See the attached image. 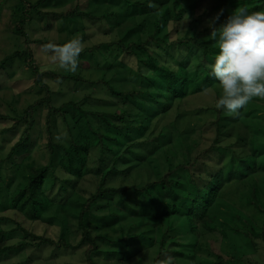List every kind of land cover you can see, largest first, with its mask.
Returning a JSON list of instances; mask_svg holds the SVG:
<instances>
[{
  "label": "trees",
  "instance_id": "16d2710c",
  "mask_svg": "<svg viewBox=\"0 0 264 264\" xmlns=\"http://www.w3.org/2000/svg\"><path fill=\"white\" fill-rule=\"evenodd\" d=\"M119 1L133 10L121 15L97 14L84 10L81 4L64 10L62 0H20L17 5L20 16L15 26L24 45L5 57L0 67L17 56L23 57L34 73L35 84L45 94L21 113L15 109L16 115L0 113V121L12 122L0 128V136L14 134L22 126L19 139L6 155L0 137V260L15 250L49 244L58 249L84 247V264H98V259L129 264L135 258L137 264L149 260L151 264H161L169 259L170 264H261L258 254L261 248L264 250V100L254 101L261 108L255 106L253 111L251 105L246 106L235 117L214 107L220 88L210 75V65L218 48L210 37L208 22L223 9L215 25L219 28L237 7L264 10V0ZM59 2L61 6L55 7ZM149 3L155 7H149ZM115 16L118 24L132 22L127 32L117 39L85 45L75 73L37 63L34 45L66 42L33 39L26 24L35 18L43 23V30H48L54 26L53 19L106 22ZM83 35L76 37L82 44L88 38L85 32ZM96 71L102 75L92 76ZM108 73H113L109 79ZM116 76L131 81L130 87H117L111 82ZM52 84L58 89H53ZM68 84L82 85L91 92L82 99L73 96L56 104L54 98ZM208 88L215 91L214 104L196 108L197 112L208 107L215 111L214 117L203 124L214 133L207 144L192 137V128L186 131L179 126V119L182 124L186 121V116L179 113L174 114L172 124L154 125L157 117L164 119L172 113L176 103L177 107L184 106L189 94ZM98 90L112 98L114 109L95 108L108 102L105 96H95ZM43 105L48 110L50 155L45 165L37 164L28 155L32 133L38 125L36 112ZM56 116L67 131V137L60 135V141L55 140L52 126ZM224 149L231 150L228 159H219L214 165L206 161L210 153ZM159 153L168 163L163 170L154 163L157 160L153 156ZM180 154L182 160L176 161ZM17 156L21 157L19 161ZM21 165L24 168L19 172ZM8 171L12 173L10 177ZM126 179L132 180L123 184ZM116 181L119 183L113 184ZM232 183L234 190L243 186V191L249 192L246 197L252 213L243 212L235 201L225 197L224 189ZM220 205L225 211L216 209ZM56 206L72 210L81 233L79 241L71 242L64 232L56 239L31 229V221L42 220ZM219 212H224L221 219ZM99 213L108 222L104 223ZM102 222L105 227L118 224L119 236L97 231ZM210 235L214 236V246L207 240ZM15 239L14 243L3 244ZM34 260L27 258L13 264H33Z\"/></svg>",
  "mask_w": 264,
  "mask_h": 264
},
{
  "label": "rangeland",
  "instance_id": "374dc122",
  "mask_svg": "<svg viewBox=\"0 0 264 264\" xmlns=\"http://www.w3.org/2000/svg\"><path fill=\"white\" fill-rule=\"evenodd\" d=\"M20 3V0H0V63L1 61L7 57L9 54L13 53L17 49L23 48L24 45V38L18 31H16V20L20 16V11L17 9V5ZM62 8L65 10L67 8L76 6L77 4H81V7L84 10H89L93 13L101 14V13H107V12H115L121 15L123 14H129L130 11L133 10V7L127 5L126 3H123L119 0H62ZM52 4V3H51ZM50 4V5H51ZM61 6V3H55V7ZM54 6V5H53ZM49 7L48 9L54 8ZM116 16L112 19H108L106 22L101 21H91L87 18H78V19H53L54 26L51 29L43 30L41 28V24L36 18L26 24V31L28 35H30L33 39H51L55 41H69L73 38H76L78 36H84L83 32L88 34V38H86V43L83 44V47L85 45L98 42V41H105L108 39H117L121 37L123 34L127 32L128 25H131L132 22L125 23V21L121 23H117ZM130 19V18H129ZM47 21V20H45ZM128 22V20H127ZM124 25V26H123ZM111 32H110V30ZM119 36V37H118ZM34 49L36 51V59L38 60L39 65H47L48 68L51 67H57L58 65H55L56 63H53L51 60V54L50 52L45 48L44 44H37L34 45ZM86 75H90L89 72H85ZM111 73V72H110ZM108 73L107 78L109 79L112 77V74ZM102 75L101 71H96L92 73V76L97 77L98 75ZM127 74L129 72L127 71ZM34 73L33 71L27 66L25 59L21 56H17L16 58H13L9 60L5 67H0V113L2 114H11L16 115L15 110H17V113H21L24 111L28 105L33 103L38 98H41L45 91L44 89H41L38 87L33 79ZM127 79V78H126ZM116 84L119 88H125L127 89L130 87L128 83L131 84V81H127L125 79H119L117 76L115 77L114 81H111ZM219 85V83H217ZM53 89L57 90L58 86L56 84H52ZM68 88H65L64 91L57 95L54 98V102L56 104H60L62 100L69 99L73 96H79L81 99L84 98V95L89 91V88H86L82 85L73 84V85H67ZM100 88V87H98ZM95 96H101L107 99L108 102L101 104L100 102H97V109L100 110H111L113 107L112 98L107 97L104 92H100V90L95 92ZM215 91H213L212 88H208L201 93H195V94H189L188 97L185 99V105L183 106L181 104V107L173 108V114H167L166 118L162 119V121L157 119L154 122V125L157 123L161 126H165L167 124H172L174 117L179 113L181 117H185V120L182 124L181 119H179L178 123L186 130L189 131V129L192 128L193 133L192 137L201 141L204 145L210 141L209 139L212 138L214 135L213 130L209 128L208 126L205 127L204 122L211 119L215 115V111L213 109L205 108L204 110H199L197 112L196 108L197 106L203 105V106H210L214 104V100L216 97L214 96ZM257 98H255L253 101L250 102L247 106L251 105L250 109L255 111L257 107L261 108L259 104H256L254 102ZM95 104V105H96ZM108 105V106H107ZM114 109V108H113ZM131 109V108H130ZM264 110V108H261ZM177 110V112H176ZM47 107L41 106L37 112L36 116L38 119V125L33 130L32 133V139H31V145H30V152L28 155L32 159L36 161L37 164H47L50 159L49 155V149L47 147L48 142V132L46 129V117H47ZM176 112V113H175ZM176 114V115H174ZM241 114V112H240ZM160 121V122H159ZM174 123H176V120H174ZM204 124V125H203ZM12 125V122L9 120L0 121V128L9 127ZM53 128L55 132V140L58 141L57 137L60 138V135L67 137V131L64 127L63 121L60 117H54L53 118ZM183 130V129H182ZM22 131V126L16 130V132L13 133H7L4 135H1V146H2V152L3 154H7L10 151V148L13 146V144L19 139ZM59 133V135H58ZM203 134V136L201 135ZM9 135V139L6 138V136ZM60 141V140H59ZM229 143V142H228ZM237 144V141L235 142ZM225 151H215L210 153L206 161L209 163L211 162L212 165L217 164L219 159H228V156H231V150ZM165 155L162 153H159L156 156L155 159L157 160L154 162L155 164H158L162 170L165 169V167L168 165V163L165 160ZM19 157V156H17ZM15 157V158H17ZM14 158V159H15ZM13 159V162H14ZM21 157L17 158V161H19ZM182 160V154H180V157L177 158L176 161ZM223 160V161H224ZM153 163V164H154ZM23 166L21 165L22 171ZM9 172V171H8ZM27 171H24L26 173ZM8 174V173H7ZM12 175L11 172H9V177ZM136 180V177H134ZM132 179H126L123 180V184L126 182H131ZM140 181V180H136ZM51 182V181H50ZM119 181L113 182V184H118ZM235 189L234 183L229 184L225 187V197H227L230 201H235L236 205L238 206V209H241L245 213H252V210L248 206V199L247 195H249L248 191H243V186L238 187ZM234 191V192H233ZM118 197V196H117ZM246 197V198H245ZM127 202V200H124ZM73 209V208H72ZM216 209H222L224 210V207L217 206ZM225 211V210H224ZM218 212V211H217ZM221 212V211H220ZM219 212L220 219L224 217L223 214ZM104 213V212H103ZM216 213V210H215ZM9 215H14L18 217L14 212H7ZM263 216V215H261ZM19 219H22L20 216ZM99 218L105 223L108 222V218H104L101 213H99ZM75 218L73 216V212L71 209L68 208L67 211L62 210L61 207H54L47 211L42 220L32 222L30 223L31 229L33 232L45 235L49 237H54L58 239L61 234L64 232L65 236L71 241V242H77L80 240L81 233L77 230ZM100 221V220H99ZM102 223H99L98 225L101 226L97 231H101L105 234H109L112 237L119 236L118 232V224H114L110 227H105ZM26 224H29V221L26 222ZM97 225V224H96ZM62 232V233H61ZM214 236L210 235L207 240H209L212 245L214 246V242H212ZM182 239V238H180ZM17 239L12 241H6L3 244H11L16 242ZM216 241V240H215ZM217 243V242H216ZM84 247L73 249V248H61L58 249L56 247H53L49 244H44L42 246L36 247V246H30L26 247L24 249L15 250L11 254L3 255L0 264H13L20 260H25L27 258H35L33 264H54V263H60V264H84L85 259L83 256ZM261 253L258 254L261 264H264V250L261 248ZM55 255H58L57 258H54ZM56 259V260H55ZM98 264H120L116 261H111V263H107L105 261H102L98 259ZM128 264V263H127ZM129 264H137V258L132 260ZM144 264H151V260L144 262Z\"/></svg>",
  "mask_w": 264,
  "mask_h": 264
},
{
  "label": "clouds",
  "instance_id": "9594fccd",
  "mask_svg": "<svg viewBox=\"0 0 264 264\" xmlns=\"http://www.w3.org/2000/svg\"><path fill=\"white\" fill-rule=\"evenodd\" d=\"M148 6L154 8L155 4ZM223 12L221 9L208 22L210 37L218 48L214 63L210 65V75L219 82L220 88L214 107L235 117L255 98L264 100V10L250 11L247 5L237 7L217 28L216 22ZM45 48L59 69L77 71L78 58L83 51L79 38L62 45L48 43ZM44 70L42 66L41 71ZM161 264H170V259Z\"/></svg>",
  "mask_w": 264,
  "mask_h": 264
}]
</instances>
